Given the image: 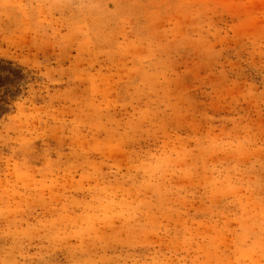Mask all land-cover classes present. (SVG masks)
Segmentation results:
<instances>
[{
	"label": "rangeland",
	"instance_id": "374dc122",
	"mask_svg": "<svg viewBox=\"0 0 264 264\" xmlns=\"http://www.w3.org/2000/svg\"><path fill=\"white\" fill-rule=\"evenodd\" d=\"M0 264H264V0H0Z\"/></svg>",
	"mask_w": 264,
	"mask_h": 264
}]
</instances>
